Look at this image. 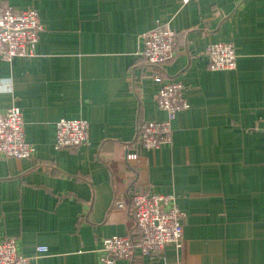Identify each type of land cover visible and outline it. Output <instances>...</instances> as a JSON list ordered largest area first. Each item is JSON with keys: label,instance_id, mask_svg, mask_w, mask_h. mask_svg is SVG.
Masks as SVG:
<instances>
[{"label": "crops", "instance_id": "0c3cea01", "mask_svg": "<svg viewBox=\"0 0 264 264\" xmlns=\"http://www.w3.org/2000/svg\"><path fill=\"white\" fill-rule=\"evenodd\" d=\"M34 8L35 56L0 59V113L18 107L30 159L0 156V241L34 264H98L101 242L130 234L132 191L175 197L180 250L117 264H264V0H0ZM170 27L176 55L158 67L186 86L171 143L127 145L163 121L142 35ZM232 43L236 68L210 71L205 50ZM61 119L88 123V141L54 148ZM127 148V149H126ZM133 152V151H132ZM45 248L38 253L37 248Z\"/></svg>", "mask_w": 264, "mask_h": 264}, {"label": "built area", "instance_id": "2783aa9c", "mask_svg": "<svg viewBox=\"0 0 264 264\" xmlns=\"http://www.w3.org/2000/svg\"><path fill=\"white\" fill-rule=\"evenodd\" d=\"M185 5L191 0H179ZM43 28L34 8L17 9L0 3V59L35 56L38 36ZM177 34L168 26L142 35L140 58L151 67V78L159 84L155 94L158 108L167 117L163 121L143 122L137 127L135 140L127 145L128 161L138 159L137 147L155 150L171 143V121L176 114L188 108L186 86L181 82L163 79L158 67L170 62L176 55ZM210 71L236 68V51L232 43H212L205 50ZM88 123L82 119H61L55 124L54 148L58 151L74 149L87 144ZM34 148L24 138L22 114L18 107L0 113V156L30 159ZM130 207L122 200L115 202L117 209L131 210L135 228L124 236H111L101 242L102 254L98 264H117L131 261L135 256L163 258L167 247L180 250L183 243L184 213L176 206L175 197L149 191H132ZM45 248H37L45 253ZM0 264H34L17 252L14 238L0 241Z\"/></svg>", "mask_w": 264, "mask_h": 264}]
</instances>
